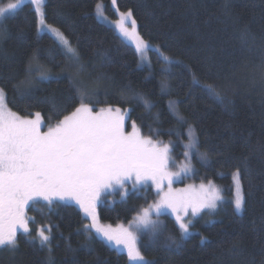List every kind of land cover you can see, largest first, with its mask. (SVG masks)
<instances>
[{"label":"trees","instance_id":"1","mask_svg":"<svg viewBox=\"0 0 264 264\" xmlns=\"http://www.w3.org/2000/svg\"><path fill=\"white\" fill-rule=\"evenodd\" d=\"M97 3L117 18L110 0H46V23L68 39L79 64L54 37L39 32L30 3L0 21V89L8 109L27 118L39 112L43 125L52 126L79 107L80 90L93 111L128 109L126 133L135 122L143 137L170 145L173 161L190 163V175L175 187L190 183L199 190L211 181L226 197L217 220L184 239L165 215L162 232L137 238L142 256L150 264H264V0H116V10L132 11L140 36L169 57L165 62L150 51V67H141L134 48L96 18ZM136 94L153 107L145 108ZM189 128L197 149L186 158ZM237 170L245 199L240 214L232 203ZM140 189L101 204L99 221L130 223L155 199L153 189ZM27 211L31 234L17 232L15 249L0 247V264H130L124 253L84 231L86 220L74 205ZM41 227L51 230L44 247L36 234ZM169 236L181 246L168 247Z\"/></svg>","mask_w":264,"mask_h":264},{"label":"snow or ice","instance_id":"2","mask_svg":"<svg viewBox=\"0 0 264 264\" xmlns=\"http://www.w3.org/2000/svg\"><path fill=\"white\" fill-rule=\"evenodd\" d=\"M29 2L34 6L38 18V30L53 33L70 54L72 62L79 64V54L68 39L59 29L46 23V0ZM112 2L116 4V0ZM24 4L25 0H9L6 4H0V19L14 14ZM96 15L98 20L108 23L101 3L96 5ZM117 15L119 18L114 22V28L118 35L134 44L136 52L143 57L150 48L138 33L132 11L120 12L117 9ZM163 59L168 61L169 57L164 56ZM41 78L49 77L42 74ZM205 87L219 98L212 85ZM136 95L145 108L153 107L142 95ZM84 96V91L80 90L79 107L42 132L41 114L37 112L34 119H28L11 111L0 89V247L15 249L18 230L26 235L31 234L29 223L34 220L26 213L31 204L45 201L51 206L57 200L74 201L84 216L91 220V224L84 225V231L90 237L94 232L97 238L110 246L117 249L123 246L130 264H150L137 247L136 235L149 232L156 236L160 232V224L151 219L150 210L159 215L164 209H171L183 239L190 234L192 226L191 221L185 222L189 207L193 217L205 209L214 212L222 197L211 181L207 186L200 185L201 195L195 200L188 198L189 189L173 190L174 178L192 171L190 163L182 164L177 172H170L168 169L172 159L169 144L160 146L150 138L143 137L135 122L132 131L126 133L128 109L122 111L118 107H106L94 112L89 103L84 102ZM169 110L175 113L174 101L169 102ZM188 135L190 142L184 146L186 158L190 157V150L197 149L191 128ZM200 155L202 159H207L206 153ZM148 180L156 186L160 196L154 206L143 209L128 228L100 224L96 209L107 190L114 191L116 186L123 189L128 182H132L135 189ZM165 180L168 182L167 191L163 188ZM233 181L236 195L232 203L235 213L240 214L244 210L245 199L241 194L239 170L233 173ZM121 195L126 196L127 191ZM47 233L43 227L36 230L41 247L51 242V230L48 229ZM168 241V247L181 246L173 236H169Z\"/></svg>","mask_w":264,"mask_h":264},{"label":"rangeland","instance_id":"3","mask_svg":"<svg viewBox=\"0 0 264 264\" xmlns=\"http://www.w3.org/2000/svg\"><path fill=\"white\" fill-rule=\"evenodd\" d=\"M111 1V5L114 7V11L116 12L115 13V16L117 17V18H115V19H110L109 17H107L106 15H105V13H104V15L108 18V23L106 24L107 26L109 25L111 28H113V30L115 31V33L116 34H118L117 33V31L115 30V28H114V22L119 18L118 17V15H117V10H116V8H115V5L113 4V2H112V0H110ZM9 2V0H0V4H6V3H8ZM12 2H14V0H12ZM25 3H30L29 2V0H25ZM31 4V3H30ZM102 4V3H101ZM103 5V4H102ZM32 7H33V9H34V6L32 5ZM19 10V9H18ZM35 11V10H34ZM95 13H96V10H95ZM36 14V13H35ZM10 15H12V14H10ZM7 18V17H6ZM96 18H97V15H96ZM3 19H5V18H2V19H0V21L1 20H3ZM98 19V18H97ZM101 21V20H100ZM102 23H104L103 21H101ZM37 26H38V28H39V23H38V18H37ZM129 27H130V24H129ZM40 33H42V32H46L50 37H54V39L58 42V44L61 46V48H63L64 50L66 49L65 47H64V45L59 41V39L53 34V33H51V32H49V31H39ZM140 35V34H139ZM119 36V35H118ZM120 37V36H119ZM121 39L127 44V45H129V46H131V47H133L134 48V50L136 51V49H135V45L134 44H132V43H129V42H127L126 40H124V38H122L121 37ZM149 48H150V50L149 51H146L144 54H143V57L140 55V54H138L137 52V55L139 56V65L141 66V67H144V66H147V67H150V61H151V59H150V51H155V53L156 54H158L159 55V57L162 59V60H164L163 59V56H162V54H160V52L158 51V49L154 46H152V45H150L149 44ZM67 51V50H66ZM165 61V60H164ZM169 61V60H168ZM166 62V61H165ZM83 84H86V81L84 82L83 81ZM93 89V87L92 86H89V88L87 87V86H85L84 87V90H86V91H91ZM100 110V109H99ZM99 110H97V111H99ZM95 112V111H94ZM23 118H27V117H23ZM35 118V114H34V116L33 117H29L28 119H34ZM42 119V118H41ZM43 122V121H42ZM48 127L49 126H44L43 125V123H42V127H41V131L42 132H45V131H47L48 130ZM154 142V141H153ZM159 145L160 146H163V144H160L159 143ZM171 165H174V168H172L171 170H170V172H177V171H179L180 170V163H177V162H175V161H173L172 160V164ZM169 170V169H168ZM190 175V172H188L186 175H181V176H179V177H177V178H174V181H173V183H172V188H173V190H178L179 188L178 187H175V184H177V183H179L180 181H182V179H185V178H187L188 176ZM135 180V177H133V181ZM165 183H166V185H164L163 184V188H164V191H167V189H168V182H167V180H165L164 181ZM196 184H190L189 183V186H190V188H188L189 189V195H188V198L190 199V200H195V199H198L199 198V196L201 195V193L199 192V190H197V188H198V186L196 185ZM188 186V187H189ZM151 188V189H153V191L155 192V199H154V202H152V203H150V205H148L147 207H145V208H150V206H154L158 201H159V199H160V196L158 195V191H157V188H156V186L152 183V181L151 180H148L147 182H146V184H144V185H138L135 189L133 188V184H132V182H128V183H126V185H125V188H123V189H121V188H119V186H116V189L113 191V190H107L103 195H102V198H101V202L98 204V206H97V208L101 205V204H105V202H109L110 204H112V203H114V202H116V201H118V200H124L126 197H127V195L130 193V192H133V191H138V190H141L140 188H143V189H146V188ZM200 189V188H199ZM127 191V195L126 196H123L122 197V195H121V193H123L124 191ZM194 190V193L193 194H191L192 193V191ZM187 193V194H188ZM219 195L222 197V200H221V202H219V204H218V207H217V209L214 211V212H209L207 209H205V210H203L202 211V213L200 214V215H197V216H195V217H193L192 215H191V208L189 207V209H188V215H187V217H185V222H188V221H191V228H190V234H192V233H196V232H198L197 230V227L198 226H201V225H207V224H210V223H212V222H214L215 220H217V216H218V214H219V212H220V210H221V206H222V204L223 203H226V197L225 196H223V194H220V192H219ZM54 203H57V204H67V205H74L79 211H80V214H82V216H83V218L86 220V223L85 224H91V220L90 219H88V218H86L85 216H84V213L80 210V208H79V205H77V204H75V202L74 201H59V200H57V201H55ZM43 205L44 207H49V205L47 204V202H45V201H38V202H36V203H33V204H31L32 206H35L36 208H38V207H40V205ZM30 205V206H31ZM29 206V207H30ZM145 208H143V209H145ZM143 209H141L140 210V212H139V214H141L142 213V210ZM28 210V209H27ZM26 210V213H27V216L28 217H31V216H29V214H28V211ZM96 211H97V209H96ZM168 216V217H170V219H172V221H175V224H176V226L178 227V229H179V225L176 223V216L172 213V211H171V209H164L159 215H157V213L154 211V210H150V216H151V219L152 220H154V221H158L159 222V224H160V232H162V230H164V225H165V221H164V216ZM181 215H183V212H181ZM137 217V216H136ZM135 217V218H136ZM134 218V219H135ZM134 219L130 222V223H128V224H122V223H117L116 225H111V224H102L100 221V224H102V225H110L112 228H116L117 226H123V227H125V228H128L129 226H130V224L134 221ZM18 232H21V233H23L22 232V230H18ZM159 232V233H160ZM179 232H180V229H179ZM140 233H143V232H139V233H137L136 235H137V238L140 236ZM92 234L94 235V236H96L95 235V233L94 232H92ZM186 237V236H185ZM185 237H183V239L185 238ZM106 245H108L106 242H104ZM108 246H110V245H108ZM113 249H115L116 251H120V252H122V253H124L125 254V256L127 257V259H128V256H127V252H126V250H123V246H121V248L120 249H117L115 246H111ZM137 247H138V245H137ZM145 259V258H144ZM129 261V260H128ZM145 261H147L146 259H145ZM130 263V262H129Z\"/></svg>","mask_w":264,"mask_h":264}]
</instances>
